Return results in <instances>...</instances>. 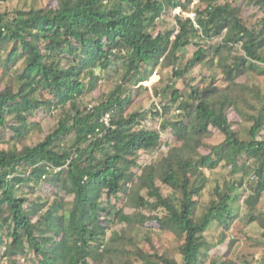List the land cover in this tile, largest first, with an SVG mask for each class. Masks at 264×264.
Masks as SVG:
<instances>
[{"label":"trees","instance_id":"16d2710c","mask_svg":"<svg viewBox=\"0 0 264 264\" xmlns=\"http://www.w3.org/2000/svg\"><path fill=\"white\" fill-rule=\"evenodd\" d=\"M240 1L0 0V256L4 250L8 264L19 257L32 264H206L212 249L206 233L214 224L227 232L237 219L233 206L242 180L225 190L217 186V198L198 217L210 182L205 170L225 160L234 173L253 175L247 204L258 208L264 197V17L248 27ZM252 3L264 16V0ZM175 9L182 12L176 27L155 36L163 14ZM190 13L199 28L185 16ZM191 45L196 50L181 65ZM239 45L244 55L234 54ZM202 65L222 71L223 88L192 85L189 76ZM159 66L173 67V78L183 80L190 95L171 84L153 94L156 103L171 92L164 112L177 106L178 119L164 127L183 144L157 166L142 163L141 154L155 152L161 134L144 125L147 112L131 108L148 93L136 87ZM104 79L116 80L114 89L94 106L83 104ZM56 112L52 131L28 145L44 132L36 118L46 121ZM229 112L251 126L250 141L240 139ZM107 114L110 129L101 123ZM212 129L225 140L202 154ZM46 186L53 197L43 195ZM163 187L179 198L165 196ZM126 199L135 212L122 208ZM258 215L250 224L256 219L264 226V212ZM152 220L183 240V263L154 247L153 253L129 248L136 241L125 228Z\"/></svg>","mask_w":264,"mask_h":264},{"label":"rangeland","instance_id":"374dc122","mask_svg":"<svg viewBox=\"0 0 264 264\" xmlns=\"http://www.w3.org/2000/svg\"><path fill=\"white\" fill-rule=\"evenodd\" d=\"M199 1L201 0H195V3H198ZM229 1L233 3L236 2V0ZM239 4L244 7V23L248 27L258 26L259 22L264 17L263 12L254 6L252 0H241ZM193 8L194 6L191 7V10H193ZM175 17L176 15L173 11L172 13L166 11L157 23L158 28L152 31L153 34L156 36L158 33H165L166 31L175 28ZM216 42L219 43L218 41H214L211 45H217ZM195 43L197 44L199 41L196 39ZM202 44L205 49H209L211 47L208 44L201 43V45ZM195 50V45L188 47L182 55L180 64L185 65ZM238 52L244 55L241 45L235 47L234 54ZM208 67L209 65H202L197 66L193 70L192 74L189 76V78L194 79L192 85L203 88L209 84H215L217 87L223 88L224 81L222 80V71H220L219 68H216L212 72L208 69ZM156 71L159 73V82H157L154 86L142 83L136 87V89L146 88L148 93L144 91L138 99L136 98L134 100V105L131 108V111L133 113L147 112L148 115L145 120H143L144 125L150 129L159 131L161 134V145L158 149L153 153L141 154L142 163H153L158 166L163 164L162 161L169 154L170 149L174 147L181 148L183 147V144L176 140L171 128L166 129V127H164V125H167L168 122H174L178 119V116L175 113L178 109L177 106H173L169 114H165L164 112L163 107L170 101L171 92L167 93L164 101H158L156 103L153 102V94L156 93L157 90H164V87L169 84L173 85L176 89H180L185 94L186 98L190 95V91L184 85L183 80L178 81L173 78V67L165 68L164 66H159ZM97 73L101 72L97 70ZM215 73V80H213ZM206 75H212L211 79L204 81L203 76ZM116 82L117 81L113 79L110 81L107 79L102 80L97 90L92 93V95L84 98L83 104L87 105V103H90V105L94 106V102L97 103V101L102 100L105 95H108L114 89ZM148 82L150 83V81ZM259 83L261 84V87L264 88V78H260ZM130 86H134V84H130ZM155 114H157L156 117ZM228 115L233 128L239 134L240 139L243 141H250L251 137L249 129L251 126L249 124L242 123V121L232 114V112H229ZM36 119L42 123L44 132L41 134L34 133L27 141V144L30 146L36 145L40 139L44 137V135L52 131V128L59 120V115L56 112L54 116L48 118L46 121L42 120L41 116H38ZM212 131L213 136L206 140L205 144L207 147L201 149L202 154L209 153L211 147L219 145L225 140V137L219 131L216 129H212ZM2 147L4 146L1 145L0 148ZM205 173L210 178V182L203 192L202 197L198 200L200 205L198 217H200L209 206L210 201L217 198V186H219V190H225L233 181H243V186L237 188L239 198L233 206L234 211L237 214V219L230 226V230L226 232L224 231L223 226L214 224L206 233L205 242L212 245V249L210 251L211 259L207 261L206 264H211L213 261H218L219 264H264V226L256 219L252 224L249 222L252 215L256 217L259 216L258 213L264 212V197L262 203L257 209L252 210L247 204V200L254 193L253 187L255 182L252 178L253 175L250 176L244 171H237L234 173L233 167L228 160L222 162L215 171L205 170ZM162 189L165 196L175 195L179 198V196L174 194L169 188L163 187ZM53 194L54 190L49 186H46V192L43 195L51 197ZM35 198L36 197L31 196V199ZM175 200L178 201L177 199ZM132 205L133 203L130 204L128 199H126L122 204V208L125 207L126 213L131 214L136 211L131 207ZM142 212L146 216L163 217L165 214L163 210H159L157 212L143 210ZM123 229L124 226L119 225L117 227V230L119 231H122ZM125 229H127V235L133 237L136 241V243H130L129 245V248L133 251H135V248L140 247L146 253H153L152 248L154 247L161 254L167 253L171 256V258L183 263L182 255L180 253V247L183 244V240L175 234L162 232L154 220L149 221L144 227H132V230L129 228ZM128 230H130L129 233ZM3 252L4 250H2V253ZM2 253L0 256V264H8L9 261L7 258L3 257ZM17 262L18 264H32L29 258L24 259V257L17 258Z\"/></svg>","mask_w":264,"mask_h":264},{"label":"built area","instance_id":"2783aa9c","mask_svg":"<svg viewBox=\"0 0 264 264\" xmlns=\"http://www.w3.org/2000/svg\"><path fill=\"white\" fill-rule=\"evenodd\" d=\"M173 12L175 13L176 16H177V15H179V16L182 15V12H181L180 9H175ZM185 16H186L187 18H190V19L193 21V23L195 24V27H196V28H199V25H198L197 22H196V14H195V13L185 14ZM162 61H164V60H162ZM159 80H160V78H159V73L156 71V72L153 74L152 78L150 79V83L148 82V83H145V84H147V85H149V86H154L157 82H159ZM101 123L104 125V127H105L106 129H110V128L112 127V125H111V117H110V115H109V114L105 115V116L102 118ZM97 132H98L100 135L103 133V132L101 131L100 128L97 130ZM76 156H77V155L73 156L72 159L75 158ZM70 161H71V160H70ZM70 161H69V162H70Z\"/></svg>","mask_w":264,"mask_h":264}]
</instances>
